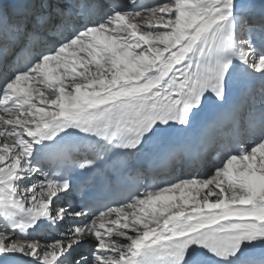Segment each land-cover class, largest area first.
<instances>
[{"label": "snow or ice", "instance_id": "1", "mask_svg": "<svg viewBox=\"0 0 264 264\" xmlns=\"http://www.w3.org/2000/svg\"><path fill=\"white\" fill-rule=\"evenodd\" d=\"M0 264H264V0H0Z\"/></svg>", "mask_w": 264, "mask_h": 264}, {"label": "bare ground", "instance_id": "2", "mask_svg": "<svg viewBox=\"0 0 264 264\" xmlns=\"http://www.w3.org/2000/svg\"><path fill=\"white\" fill-rule=\"evenodd\" d=\"M177 195H178V193H177Z\"/></svg>", "mask_w": 264, "mask_h": 264}]
</instances>
